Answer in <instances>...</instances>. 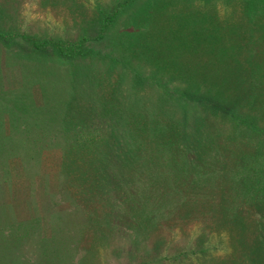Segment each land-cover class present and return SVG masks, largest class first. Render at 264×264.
I'll return each mask as SVG.
<instances>
[{"label": "rangeland", "instance_id": "obj_1", "mask_svg": "<svg viewBox=\"0 0 264 264\" xmlns=\"http://www.w3.org/2000/svg\"><path fill=\"white\" fill-rule=\"evenodd\" d=\"M0 33V264H264V0H0ZM29 37H88L92 52ZM192 88L211 98L190 101ZM72 96L146 126L163 148L145 160L156 181L95 189L69 141L25 133L46 112L58 135L79 127ZM214 100L235 113L220 117Z\"/></svg>", "mask_w": 264, "mask_h": 264}, {"label": "trees", "instance_id": "obj_2", "mask_svg": "<svg viewBox=\"0 0 264 264\" xmlns=\"http://www.w3.org/2000/svg\"><path fill=\"white\" fill-rule=\"evenodd\" d=\"M118 12L119 10L117 9L112 14H107L102 18L98 38L104 37L106 29L113 23ZM0 36H2L1 33ZM29 38L33 39L34 47L45 50L52 48L58 54L66 57L88 55L92 52L91 50H86L84 48L85 43L88 41V37H83L75 42H64L62 40L54 41L50 39L38 40L35 37ZM190 91L191 92L188 93L185 92L186 96L190 98V101L196 100L198 102H204L211 98L204 96L203 93H198L193 90V88ZM72 97L74 98V104L77 107L76 112L79 113V116L77 118L68 117L75 124H79V127L73 130H68L73 124L66 120L64 126L60 127L64 133L67 131L66 134L58 135L53 124L54 118L56 120L58 113L46 112L38 122L32 125V127L26 126L27 124L24 122L25 126L23 125V129L25 133L29 134V130L32 132L37 129L40 135L38 138L43 142L42 145L48 147L62 143L60 141L62 138H64L66 142L69 141L68 145H71V149L68 150V154L71 159L70 162L74 161V173L80 176H93L89 181H82L83 183L86 181L90 182L95 189L105 191V189L115 188L118 190L133 191V189L140 185H143L142 187H148L153 181H156V179L153 178V174L147 170L145 160L152 155L161 152L163 148L160 141H149L150 138L146 137V126L140 124L143 126H140L139 128L138 124L131 118L129 119V117L125 118L124 124H121L114 115H111L112 113H103L101 101L99 102L97 97L92 98V102L88 109H84L86 103H81V107L79 108L80 101L76 96ZM71 102L72 100L69 97L65 103L71 104ZM47 103L42 106H35L34 108L37 107L36 109H39L38 112H40L45 110L44 108L54 107L52 104L46 105ZM226 103L229 105V102ZM212 105L219 112L220 117H225L230 114L233 115L235 113V111L230 108L231 106L222 105L216 100L213 101ZM109 107H114L113 102H111ZM93 109L98 110L99 113L93 112ZM22 111L24 112L26 110L22 109ZM50 114L54 117H50ZM109 115L111 116L107 119V116ZM98 117H101L100 122L95 121ZM247 120L248 118H243V122L248 124V127H245L246 129H249L252 133H255V130L257 129L258 132L256 135L262 134V127L257 125V127L250 128ZM142 121L148 122V120L145 119ZM94 122L97 124H94ZM170 130L172 131V127H170ZM13 132L19 136L23 133L21 129L17 131L13 130ZM167 132L170 133L169 131ZM38 138H36L37 141ZM80 143H82V146L78 148ZM158 143L160 146H153V144ZM83 144H85L87 148H83ZM78 149H81L84 153L82 154ZM189 149L192 150L189 151L190 153L188 154L191 166L196 168L199 164L204 165L202 154L195 152L191 147ZM79 155L82 159L81 161ZM110 173H113L111 175H114L115 180L108 178L107 175ZM118 175H121V177L116 179ZM124 176L129 180V188L127 187V181ZM106 184L108 187H106ZM89 214H92V212ZM119 217V215L116 217L117 220H120ZM87 223L90 224L91 222L87 221Z\"/></svg>", "mask_w": 264, "mask_h": 264}]
</instances>
